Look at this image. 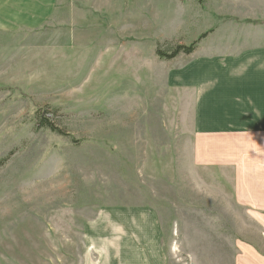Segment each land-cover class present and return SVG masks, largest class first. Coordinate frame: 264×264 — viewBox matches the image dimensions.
Wrapping results in <instances>:
<instances>
[{"label": "rangeland", "instance_id": "rangeland-1", "mask_svg": "<svg viewBox=\"0 0 264 264\" xmlns=\"http://www.w3.org/2000/svg\"><path fill=\"white\" fill-rule=\"evenodd\" d=\"M38 1L40 29L0 33V264H88L84 224L127 207L156 209L165 264L264 254V217L223 169L194 166L178 78L264 51V0ZM108 226L96 235L119 247L127 230Z\"/></svg>", "mask_w": 264, "mask_h": 264}, {"label": "crops", "instance_id": "crops-1", "mask_svg": "<svg viewBox=\"0 0 264 264\" xmlns=\"http://www.w3.org/2000/svg\"><path fill=\"white\" fill-rule=\"evenodd\" d=\"M41 6L38 0H0V33L40 29L47 21ZM219 63L187 67L178 76L193 96L194 166L223 169L231 176L234 203L254 218L264 217V51L244 52ZM104 213L84 224L89 229L87 243L99 254L88 264H165L156 209L127 207ZM109 224L127 230L119 247L96 235L97 229H109ZM234 264H264V254L241 243Z\"/></svg>", "mask_w": 264, "mask_h": 264}, {"label": "trees", "instance_id": "trees-1", "mask_svg": "<svg viewBox=\"0 0 264 264\" xmlns=\"http://www.w3.org/2000/svg\"><path fill=\"white\" fill-rule=\"evenodd\" d=\"M202 36H205V35H202ZM203 38V37H201ZM196 48V44L195 45H191V46H187V47H177L175 48L172 52H165L163 50H161L160 48L157 49V54L160 56V57H165V58H172V57H175L179 54L180 51H185L186 53H191L195 50Z\"/></svg>", "mask_w": 264, "mask_h": 264}]
</instances>
